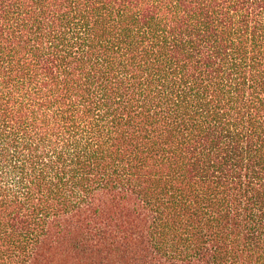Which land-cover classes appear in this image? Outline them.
I'll list each match as a JSON object with an SVG mask.
<instances>
[{"label": "trees", "instance_id": "1", "mask_svg": "<svg viewBox=\"0 0 264 264\" xmlns=\"http://www.w3.org/2000/svg\"><path fill=\"white\" fill-rule=\"evenodd\" d=\"M0 264H264V0H0Z\"/></svg>", "mask_w": 264, "mask_h": 264}]
</instances>
